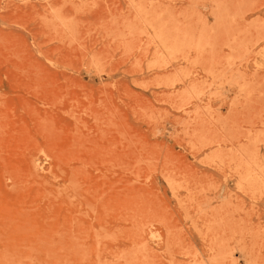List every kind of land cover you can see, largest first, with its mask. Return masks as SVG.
Wrapping results in <instances>:
<instances>
[{"label":"rangeland","instance_id":"obj_1","mask_svg":"<svg viewBox=\"0 0 264 264\" xmlns=\"http://www.w3.org/2000/svg\"><path fill=\"white\" fill-rule=\"evenodd\" d=\"M245 136L264 159V0H0V264L206 260L169 176L223 183Z\"/></svg>","mask_w":264,"mask_h":264},{"label":"bare ground","instance_id":"obj_2","mask_svg":"<svg viewBox=\"0 0 264 264\" xmlns=\"http://www.w3.org/2000/svg\"><path fill=\"white\" fill-rule=\"evenodd\" d=\"M161 42L158 47L162 52H166L168 47L162 46L163 41ZM234 82L237 84L239 96L250 100L256 87L255 80L242 79L241 82L237 80ZM245 138L243 144H241L242 140L235 143L229 138L228 144L214 147L223 148L212 157L218 162V166L225 160L230 165L227 173L224 172L225 181L223 183L207 186L202 183V179H206L208 184V178L203 174L198 177V175H190L181 170H175L169 176L171 181L168 182V186L173 190V193L177 196L178 190L184 189L187 193L186 208L195 209L196 207L197 213L201 214L196 218L204 226V230H201L202 238L203 241L210 242L209 257L206 260L199 259L197 264H220L226 260L232 261V251H228V246L229 242L234 239L240 243L245 262L255 264L257 260L255 257L258 255L256 254L252 259L254 246L256 244L259 251L260 245L264 244V212L260 214L259 211H256L257 213L252 217V213L246 212L244 206L245 199L249 200L250 210L264 205V159L256 148V137L253 139L254 137L245 136ZM225 149L227 151H224ZM191 179L193 180L191 181ZM149 193L147 192L148 200L145 201L147 203L151 197ZM220 198L223 199V202L213 209L205 210L200 207L205 202ZM231 247L233 248V246Z\"/></svg>","mask_w":264,"mask_h":264}]
</instances>
